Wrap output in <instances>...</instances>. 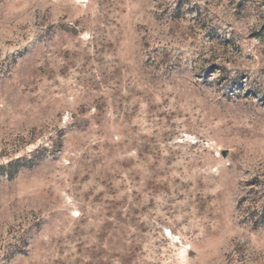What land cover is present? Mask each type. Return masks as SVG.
I'll return each mask as SVG.
<instances>
[{"label":"rangeland","instance_id":"obj_1","mask_svg":"<svg viewBox=\"0 0 264 264\" xmlns=\"http://www.w3.org/2000/svg\"><path fill=\"white\" fill-rule=\"evenodd\" d=\"M248 193L264 0H0V264H264Z\"/></svg>","mask_w":264,"mask_h":264},{"label":"trees","instance_id":"obj_2","mask_svg":"<svg viewBox=\"0 0 264 264\" xmlns=\"http://www.w3.org/2000/svg\"><path fill=\"white\" fill-rule=\"evenodd\" d=\"M252 192H250L251 194ZM256 195V193L254 194ZM248 197H244L242 198L239 202H238V205L237 207L239 209L242 208V206L245 204V202L247 201L246 204H248L246 207H244V209L242 211H244V213H247L248 214V219H247V222L250 223V225H252V228H258L260 227L263 222H264V204L263 206L261 205H257L256 202H255V199L251 198L249 199V193L247 195ZM259 209L258 213H259V216L256 215L255 211ZM252 216H257L256 219H252Z\"/></svg>","mask_w":264,"mask_h":264}]
</instances>
